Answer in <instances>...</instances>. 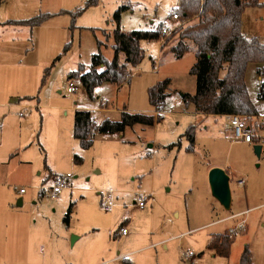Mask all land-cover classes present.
Masks as SVG:
<instances>
[{"label":"rangeland","instance_id":"374dc122","mask_svg":"<svg viewBox=\"0 0 264 264\" xmlns=\"http://www.w3.org/2000/svg\"><path fill=\"white\" fill-rule=\"evenodd\" d=\"M86 2L0 0V101L11 91L36 96L22 99L17 108L0 104V156L21 133L19 124L10 127L12 113L23 123L19 145L31 144L14 154L20 153L24 162L18 157L0 164V182L5 184L1 191L7 195L0 201V264H232L241 259L246 244L252 264H264V152L258 156L253 144L234 141L229 117L199 116L193 103L185 101L183 94L196 91L191 68L197 58L193 52L182 59L173 57L170 48L179 35L163 51L160 40H142L145 57L119 91L104 85L91 98L76 75L77 91L67 90L69 73L80 65L88 71L94 54L113 58L109 37L113 38V15L119 6L131 5L122 17L125 31L151 29L153 21L177 30L197 18H171L180 0H98L78 16L70 13ZM259 2L263 5L244 10L242 32L264 43V0ZM48 13L52 15L33 28L16 21ZM260 67V63L248 64L246 83L264 116V98L259 96L264 68L259 71ZM166 79L171 80L169 95L162 110L155 112L149 88ZM105 103L107 113L100 109ZM79 106L95 108L97 123L119 120L124 109L160 114L162 119L154 125L128 127L125 133L96 131L93 147L84 149L73 136V115ZM243 116L255 121L254 116ZM191 125L197 130L194 151L188 150L184 136ZM76 155L81 162L75 161ZM221 159H229L238 169L230 181L235 205L254 207L243 215L246 228L232 234L229 258L206 246L211 233L229 224L206 226L229 214L213 196L207 170L210 162ZM52 173L72 174L70 188L55 198L43 189L51 185ZM240 178H245L244 185L238 184ZM21 188L27 192L20 193ZM110 190L115 201L106 211ZM143 193L150 200L139 208L136 203ZM125 219L129 233L115 236ZM186 251L193 256L186 257Z\"/></svg>","mask_w":264,"mask_h":264},{"label":"trees","instance_id":"16d2710c","mask_svg":"<svg viewBox=\"0 0 264 264\" xmlns=\"http://www.w3.org/2000/svg\"><path fill=\"white\" fill-rule=\"evenodd\" d=\"M97 3L98 0H87L85 7L77 8L70 13L74 14V17L78 16L87 7ZM260 5L263 4L259 0H180L179 6L174 8L175 12L180 13L183 19L195 17L197 21L174 29L169 36L163 37L161 32L166 26L163 22L153 29L125 31L121 25L122 14L130 10L131 5L123 4L113 15L115 23L112 33L113 58L108 59L98 52L93 55L88 71H84L83 65H80L79 69L70 72L68 77L70 79L76 75L89 96L93 98L95 88L104 82L116 85L130 82L132 69L145 57V51L141 47L142 40H162L163 51L167 44L179 35V40L171 46L170 52L175 59H182L189 52L196 55L197 60L191 68V73L196 76V91L194 94H185L184 99L193 103L197 113L260 115L248 91L246 71L250 62L262 64L259 71L264 68V43L259 38L247 37L242 32L244 10ZM51 15L43 14L17 22L33 28L42 25ZM98 45L102 46L103 43L98 41ZM68 48L69 45L65 47V51ZM101 66L104 67L103 70H99ZM170 82V79H166L149 88V100L155 112L162 110L169 95L167 91ZM259 96L264 98V82L261 83ZM161 119L160 114L156 116L124 109L119 120L105 119L97 124L91 111L77 109L74 113V137L78 139L82 148L89 149L94 144L96 131L106 134L122 133L136 124L154 125ZM196 131V125H191L184 134L189 141V151L195 150ZM75 160L81 162L82 158L76 155ZM72 209L73 204L70 205L65 217L67 223L70 222ZM125 221L121 222L118 230L125 225ZM233 242L234 236L231 234L219 233L212 236L207 248L228 258ZM239 264H252L248 245L244 247Z\"/></svg>","mask_w":264,"mask_h":264},{"label":"crops","instance_id":"0c3cea01","mask_svg":"<svg viewBox=\"0 0 264 264\" xmlns=\"http://www.w3.org/2000/svg\"><path fill=\"white\" fill-rule=\"evenodd\" d=\"M255 7H257V6H255ZM125 13V12H124ZM123 13V14H124ZM123 14H122V17H123ZM123 20V19H122ZM16 21H18V20H16ZM161 23V22H160ZM160 23H155L154 21H153V24H154V26H152L151 27V29H153V28H156ZM164 23V22H163ZM17 25V24H16ZM19 25H22V24H19ZM29 26V25H28ZM167 26V25H166ZM106 31V30H105ZM106 33H108L107 31H106ZM108 34H110V33H108ZM245 35V34H244ZM110 39H109V41L111 42V39H113L112 38V36H111V34H110V37H109ZM102 42V41H101ZM162 40H160V44L162 45ZM103 43V42H102ZM113 44H114V39H113V43H112V47H113ZM114 56V55H113ZM107 58V57H106ZM261 66H262V64H260ZM261 68V67H260ZM104 69V67L103 66H101V67H99V70H103ZM84 71H85V69H84ZM72 72V71H71ZM69 78V77H68ZM131 81V80H130ZM247 82V81H246ZM125 84V83H124ZM104 85H114V86H116V90L117 91H119L120 89H121V87H122V85H116V84H113V83H110V82H104L103 84H101V85H99L98 87H96L95 88V91L97 90V89H100L101 87H103ZM84 87V86H83ZM86 89V88H85ZM68 90V89H67ZM9 91V90H8ZM94 91V92H95ZM89 95V94H88ZM184 96H185V94H184ZM183 96V97H184ZM3 101H0V104L1 105H5V106H8V107H11V108H17L19 105H21V103L20 102H22V99L23 100H26V99H36V96H33V97H27V96H24V97H22V96H19L17 93H14L13 91H11V92H7L6 94L4 93L3 94ZM150 101V100H149ZM79 108L80 109H89V111H91V114H92V116H93V118L95 119V121H96V118H95V116H94V111H93V109H95V108H93V107H85V106H79ZM101 110H102V112H104V113H107L110 109H109V107H108V105H107V103H105V105L103 106L102 105V107L100 108ZM259 109V108H258ZM134 110H138V109H134ZM194 111H195V113L197 114V115H199V116H201L202 114H199V113H197L196 112V110L194 109ZM260 111V110H259ZM75 113V112H74ZM260 115H261V113H260ZM212 116H215V117H217V116H227V117H229L230 118V115H212ZM9 119H10V127L11 128H13L14 126H16L17 124H19V129H20V131H21V133H20V135L19 136H17V135H15L12 139H11V142H10V144H8V148H6V150L4 151V154L2 155V156H0V164L1 163H5L6 161H12L13 159H16V158H18V157H20V162H24V161H22V157H21V155H20V153L19 154H17L18 156H14V154L18 151V150H21V149H27L29 146H31V144H28V143H23V145H19V144H22V129H23V123H22V119L21 118H17V116L15 115V113L13 114H11V116L9 117ZM105 120V119H104ZM103 120V121H104ZM111 120V119H110ZM102 121V122H103ZM114 121H116V120H114ZM101 122V123H102ZM96 123H97V121H96ZM97 124H100V123H97ZM73 125H74V115H73ZM74 127V126H73ZM0 129H1V127H0ZM228 130H229V134H231L232 135V137H233V139H234V141H236L235 140V136H234V133H233V130H232V127H231V124L229 125V128H228ZM126 131V130H125ZM125 131L124 132H122V133H125ZM197 132V131H196ZM116 134V133H115ZM197 134V133H196ZM73 136H74V129H73ZM78 140V139H77ZM28 142V141H27ZM79 142V141H78ZM238 142H240V141H238ZM246 143V142H245ZM79 144H80V142H79ZM254 145H256V144H253V146ZM18 146H22V147H18ZM81 146V145H80ZM93 147V146H92ZM263 152H264V150H261V155L263 154ZM76 161V160H75ZM25 163H30L28 160H25ZM213 167H221V168H223L228 174H229V176H230V181H231V178H232V175H234L237 171H238V169H237V167H236V165H234L229 159H221V160H218L217 162H210L209 164H208V168H207V170H208V172H210V170L213 168ZM52 176H53V173L51 174V176L49 177V179L50 178H52ZM240 180H243L244 182L243 183H239L240 182ZM237 182H238V184L239 185H244L245 184V178H240V179H238L237 180ZM230 185H231V183H230ZM1 187H5V184H2L1 182H0V201H1V199L2 200H4L5 201V199L7 198V195H3V192L1 191ZM44 189V188H43ZM231 191H232V204H231V208H230V210H227V211H229V214L228 215H226V216H224V217H221V218H218V219H216L215 221H212V222H210V223H208V224H206V226H212V225H216V224H219V223H224V222H229V224L227 225V227L224 229V230H222V231H219V232H214V233H211V235L209 236V238L207 239V245H208V243L210 242V240L212 239V236L213 235H215V234H219V233H225L226 231H228L229 232V228L230 227H232V226H235L241 219H243V215H245L246 213H248L249 212V210H251V209H253L254 207H252V208H247V209H240L239 208V205H238V203H237V205H235V199H234V192H233V189H232V187H231ZM27 191H25V192H23V194H25ZM21 193V192H20ZM150 200V199H149ZM22 202V200H19V202ZM115 201V200H114ZM148 203V202H147ZM147 205V204H146ZM146 207V206H145ZM223 207V206H222ZM0 209H1V206H0ZM223 209H225L224 207H223ZM226 210V209H225ZM1 211V210H0ZM240 214H243V215H240ZM234 215H239L237 218H234V219H228L229 217H232V216H234ZM227 218V219H226ZM0 219H1V216H0ZM246 219V218H245ZM126 221H125V223L124 224H128V220L127 219H125ZM1 221V220H0ZM124 221V220H123ZM0 224H1V222H0ZM246 225H247V220H246ZM126 226V225H125ZM246 228V227H245ZM244 228V229H245ZM243 229V230H244ZM118 230V229H117ZM17 232V231H16ZM16 232H15V235H16ZM232 235V234H231ZM126 236V235H125ZM234 238H235V236H234ZM206 245V246H207ZM247 245V244H246ZM232 247H233V244H232ZM208 249V248H207ZM208 250H210V251H214V250H211V249H208ZM244 250V249H243ZM0 251H1V248H0ZM231 251H232V249H231ZM242 254V253H241ZM216 255V254H215ZM121 257H123V255H121V256H119L118 257V259L119 258H121ZM230 257V256H229ZM228 257V258H229ZM127 258V257H126ZM240 258H241V256H240ZM240 263V259H239V261L236 259L234 262H232V264H239ZM129 264H131V263H129Z\"/></svg>","mask_w":264,"mask_h":264},{"label":"built area","instance_id":"2783aa9c","mask_svg":"<svg viewBox=\"0 0 264 264\" xmlns=\"http://www.w3.org/2000/svg\"><path fill=\"white\" fill-rule=\"evenodd\" d=\"M171 18L174 20H180L181 14L178 12H173L171 14ZM172 30L165 26L162 29V36L166 37L171 34ZM68 92L74 93L77 91L78 86L76 85V79L70 78L68 85ZM255 121L248 122V120L241 114H233L230 115V124L235 136V140L240 142H246L250 144H260L262 146V150H264V116H254ZM72 178L71 173L67 174H55L52 179V183L49 186L44 185V189H48L49 193L52 197H58L65 189L70 188V180ZM243 180H240L239 183H243ZM20 192H25V188H21ZM150 199V195L143 193L140 194L139 200L136 203L137 207L145 208L147 202ZM114 191L110 190L107 193V201L105 205L106 211H111L114 206ZM243 215V214H240ZM239 215H234L229 217L228 219L237 218ZM227 219V218H226ZM246 227V219H241L235 226L229 228L230 234H238L241 230ZM129 233L127 226H123L118 230V234L121 236H125ZM186 257H192L193 253L191 251L185 252Z\"/></svg>","mask_w":264,"mask_h":264},{"label":"water","instance_id":"95a60500","mask_svg":"<svg viewBox=\"0 0 264 264\" xmlns=\"http://www.w3.org/2000/svg\"><path fill=\"white\" fill-rule=\"evenodd\" d=\"M261 150L262 146L260 144L254 145V152L258 156H261ZM209 182L213 196L226 210H230L232 204V191L229 174L221 167H213L209 172ZM21 203L20 201L19 204Z\"/></svg>","mask_w":264,"mask_h":264}]
</instances>
